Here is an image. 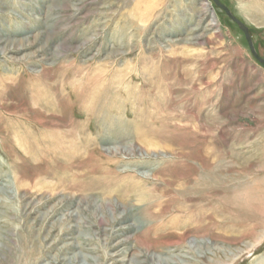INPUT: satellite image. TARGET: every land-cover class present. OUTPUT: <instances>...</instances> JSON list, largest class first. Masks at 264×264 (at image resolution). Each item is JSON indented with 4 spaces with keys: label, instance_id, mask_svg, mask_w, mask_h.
<instances>
[{
    "label": "rangeland",
    "instance_id": "obj_1",
    "mask_svg": "<svg viewBox=\"0 0 264 264\" xmlns=\"http://www.w3.org/2000/svg\"><path fill=\"white\" fill-rule=\"evenodd\" d=\"M220 1L264 59V1ZM147 238L264 264V64L214 0H0V264H153Z\"/></svg>",
    "mask_w": 264,
    "mask_h": 264
},
{
    "label": "bare ground",
    "instance_id": "obj_2",
    "mask_svg": "<svg viewBox=\"0 0 264 264\" xmlns=\"http://www.w3.org/2000/svg\"><path fill=\"white\" fill-rule=\"evenodd\" d=\"M155 1V0H154ZM257 1V0H256ZM260 1V0H259ZM264 1V0H263ZM252 4V3H251ZM253 5V4H252ZM259 5V4H258ZM209 8V7H208ZM249 8V11H252V12H254L255 11V8L254 7H251L250 8V6L248 7ZM257 8V7H256ZM263 8H264V6H263ZM259 10V9H258ZM206 11V10H205ZM210 12V11H209ZM259 11H257V13H258ZM260 12H261V10H260ZM255 13H256V11H255ZM263 13V12H262ZM213 24L214 25H217L218 24V21L215 19V17L213 16ZM241 21V20H240ZM48 36V35H47ZM50 39V38H49ZM19 41V40H18ZM18 41H16V42H18ZM36 41V40H35ZM7 42V41H6ZM28 42V41H27ZM44 43V42H43ZM42 43V44H43ZM47 43V42H46ZM6 44V43H5ZM13 44V43H12ZM27 44V43H26ZM30 44H32V43H30ZM38 44V43H37ZM46 45V44H45ZM39 46H41V45H39ZM16 47V46H15ZM2 48V47H1ZM8 48V47H7ZM18 48V47H17ZM5 49V48H4ZM5 51V50H4ZM7 51V50H6ZM19 51V50H18ZM30 53V52H29ZM11 55H13L12 53H11ZM27 55V54H26ZM28 56V55H27ZM13 57V56H12ZM33 58V57H32ZM29 59H30V56H29ZM25 60V59H24ZM157 71V70H156ZM158 78V77H157ZM161 108V107H160ZM142 147V146H141ZM110 152H112V153H119V152H124L125 150H127L126 148L124 149V148H119V147H115V148H110V149H108ZM136 150H139V148H136ZM148 152V151H147ZM111 153V154H112ZM140 154V153H139ZM157 154V153H156ZM159 154H161V153H159ZM145 155V154H144ZM209 184V183H208ZM61 192H63V191H61ZM66 193V192H65ZM76 196V193H74V192H69L68 194H66V196L64 197V199L65 200H70V199H72V198H74ZM102 203V204H109V200H107V199H101V201L100 200H93V199H90V198H87L86 200H85V208L86 209H93L94 210V212H98V207L101 205L100 203ZM115 202V204H117V205H119V204H122V203H120V202H118V201H114ZM95 206H97V208H95ZM121 205H119V207H120ZM121 207H123V206H121ZM126 211H122V215H125L126 213H125ZM124 223V222H123ZM115 225V224H114ZM150 238H147V240L146 241H141V243H142V246L144 247V249H143V251H145L146 253H148V255L151 257V261H152V263L153 264H166V263H169V262H171L172 260H171V258H164V257H162L161 255H159L156 251H152L151 250V248H155V246H154V244H151L150 243ZM198 242H200L201 243V241L197 238V236L192 240V242H191V244H193V243H198ZM120 243H122V241H119V242H117V244L119 245ZM156 245V244H155ZM116 246V245H115ZM123 246V245H122ZM153 248V249H154ZM154 250H157V249H154ZM125 256V255H124ZM176 256V255H175ZM124 261H125V258L123 259ZM130 260V259H129ZM132 261L133 262H135V263H137L136 261V258L134 257L133 259H132ZM139 264H142L141 262H138Z\"/></svg>",
    "mask_w": 264,
    "mask_h": 264
},
{
    "label": "water",
    "instance_id": "obj_3",
    "mask_svg": "<svg viewBox=\"0 0 264 264\" xmlns=\"http://www.w3.org/2000/svg\"><path fill=\"white\" fill-rule=\"evenodd\" d=\"M214 2L221 8L223 9L227 15L230 17V19L232 21H234L238 26L239 28L244 32L245 34V37L249 43V46L251 48V51L253 53V55L261 62L264 64V59L261 58L256 49H255V46H254V43H253V39L251 37V34H250V30L249 28L245 25V23H243L242 21H240L234 14L233 12L225 5L223 4L220 0H214Z\"/></svg>",
    "mask_w": 264,
    "mask_h": 264
}]
</instances>
